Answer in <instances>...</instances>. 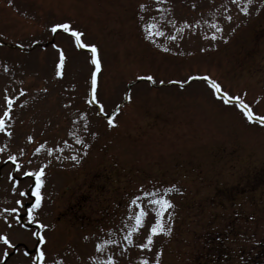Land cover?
<instances>
[{"label": "rangeland", "instance_id": "374dc122", "mask_svg": "<svg viewBox=\"0 0 264 264\" xmlns=\"http://www.w3.org/2000/svg\"><path fill=\"white\" fill-rule=\"evenodd\" d=\"M241 101L264 116V0H0V264L37 247L44 264H264V124ZM160 196L170 231L141 248Z\"/></svg>", "mask_w": 264, "mask_h": 264}, {"label": "snow or ice", "instance_id": "6c2138e0", "mask_svg": "<svg viewBox=\"0 0 264 264\" xmlns=\"http://www.w3.org/2000/svg\"><path fill=\"white\" fill-rule=\"evenodd\" d=\"M140 7H141V9H143L144 5H140ZM243 10L245 12L247 11L246 8L243 9ZM213 27H215V25H213ZM147 28L149 30V35H152L153 33H152L151 29L154 28V25L153 24H148ZM57 29H63L64 31L67 32V31H70V26L67 23L55 24L52 27L51 30L53 32H56ZM219 30L220 29L217 28V31H219ZM155 34L159 35L160 32L157 31ZM71 35L73 37H75L76 44L77 45H81L80 37L82 36V33H80L79 31H76V30H71ZM213 39H215V36H213ZM83 46L89 47L91 52H92V63L96 66V71H94L92 73V85H93V88H95V85H96V72L99 71V69H100V61L97 58V49H96L95 45H83ZM63 59H64V57H63V54L61 53V63L63 62ZM59 68H60V64L57 65V69H58L57 75L60 74ZM147 79L151 80L152 77L149 76V77H147ZM189 79H191V77H189ZM205 79H207V77H205ZM210 83L212 85L213 90L216 93H220V91H221L220 85L218 83H216L215 81H210ZM223 96H224L225 103H227L228 100H229L228 94L224 93ZM232 99L236 100L238 98L233 97ZM6 100H7L8 109H11L12 100L8 99V98H6ZM238 107H240L243 110V115L250 122L253 121V119H258L260 123L264 124V116L255 117L253 112H252V110L246 104H244L242 101L239 103ZM9 115H10L9 111L5 110L3 112V115L0 116V130L5 128V119L4 118L8 117ZM108 123H109V126H112L113 121L111 119H109ZM28 139H29V141H31L32 138L28 137ZM39 150H40L39 148L36 149V151H39ZM0 151H2V149H0ZM21 154H23V153L21 152ZM72 158L75 159V157H72ZM8 159L15 162L16 157L14 155L13 156H9ZM17 168H19L18 164H17ZM23 174L27 175V176L35 177V186L31 189L32 196L35 197V203H33L31 205V207L27 211V214H28L29 218H33L34 210L39 208L40 204H41L42 196H41L40 189H41V187L43 185L42 176L44 175V170H43V168H41L38 171H35V172L29 171V172H24ZM165 191H167V190H165ZM21 195H23V192H21ZM17 203H20V201H17ZM132 203L136 204L137 200L134 199L132 201ZM150 204L154 205L155 208H156V221L151 226L150 233H149V235L146 238L147 239V244L138 245L141 248H145V247H150L151 246L154 234H157V233H160V232L170 231V229H165L164 228V226L162 224L161 217L163 216L164 212L168 208H170L172 206L171 201L166 199L164 196H160V197H158L156 199L151 200ZM5 211H9V210H5ZM10 211L14 212V211H16V209H11ZM144 216H145V212H144L143 209H141L140 211H138L136 213V215H135V225L129 230V235L126 237V239L128 240L129 243L132 242L131 241V233L136 231V229L142 224ZM36 223L38 225H40L41 227H46L45 225H41L39 221H36ZM34 235H38V234H34ZM0 241H2L5 245L9 244V240H8V238L6 236L0 235ZM45 242L46 241H45L44 235H39V245H43V244H45ZM97 250L102 251L103 249L100 247V245H97ZM5 255H7V253H5ZM156 255L159 256L160 253L157 252ZM35 260H36L37 264H44V262H45V252L40 247H37V249H36ZM107 264H114L113 259H112L111 256L108 257ZM145 264H147L146 261H145ZM157 264H158V262H157Z\"/></svg>", "mask_w": 264, "mask_h": 264}]
</instances>
